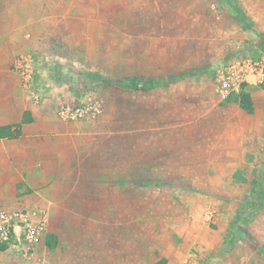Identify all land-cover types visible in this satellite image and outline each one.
Instances as JSON below:
<instances>
[{
	"label": "rangeland",
	"instance_id": "374dc122",
	"mask_svg": "<svg viewBox=\"0 0 264 264\" xmlns=\"http://www.w3.org/2000/svg\"><path fill=\"white\" fill-rule=\"evenodd\" d=\"M227 1L75 0L60 12L31 56L35 83L57 108L99 106L90 193L55 220V250L46 232L35 254L14 244L0 262L264 264V81L243 85L253 113L218 91L229 64L264 59V0ZM127 77L179 79L120 88Z\"/></svg>",
	"mask_w": 264,
	"mask_h": 264
},
{
	"label": "crops",
	"instance_id": "0c3cea01",
	"mask_svg": "<svg viewBox=\"0 0 264 264\" xmlns=\"http://www.w3.org/2000/svg\"><path fill=\"white\" fill-rule=\"evenodd\" d=\"M74 1L0 0V128L19 124L26 112L33 119L20 126L18 137L0 134V207L41 208L47 232L57 236L62 228L55 220L67 218L68 200L90 193L83 185L90 123L60 118L56 92L36 88L34 81L32 89L41 95L36 101L13 64L47 42L52 22L73 9Z\"/></svg>",
	"mask_w": 264,
	"mask_h": 264
},
{
	"label": "built area",
	"instance_id": "2783aa9c",
	"mask_svg": "<svg viewBox=\"0 0 264 264\" xmlns=\"http://www.w3.org/2000/svg\"><path fill=\"white\" fill-rule=\"evenodd\" d=\"M14 69L32 97L39 101L40 95L33 90L35 81V62L31 56H20L14 62ZM264 81V59L259 61L241 60L229 64L220 77L219 93L226 97L229 94L241 93L244 84H259ZM99 106L96 103L87 105L65 104L57 108L60 118L68 121L88 120L96 116ZM48 218L39 207L6 208L0 207V245L16 244L25 254H35L47 232Z\"/></svg>",
	"mask_w": 264,
	"mask_h": 264
},
{
	"label": "trees",
	"instance_id": "16d2710c",
	"mask_svg": "<svg viewBox=\"0 0 264 264\" xmlns=\"http://www.w3.org/2000/svg\"><path fill=\"white\" fill-rule=\"evenodd\" d=\"M227 1V0H226ZM228 3H230L229 1H227ZM232 7V10L234 8V11L237 13V15L239 17H242V14L236 10V8L229 4ZM243 22L245 23L247 20L246 18L242 17ZM177 77L175 78H158V79H154V78H141V77H127L121 80L116 81L117 84H119L120 88H126V89H137V88H142V89H150L159 85H162L164 83H171L174 81H177ZM236 102L247 112L249 113H253L254 111V102H253V98L252 95L249 91L247 90H242L241 93L237 94L235 96ZM30 112H26L22 121L17 124V125H8L5 127H1L0 128V134L2 137H8V138H14V137H18L20 135V126L23 123H28L33 121V119L30 117L29 115ZM13 126H15V129L13 128ZM14 129V130H13ZM257 182H255L256 185ZM255 185L254 188L255 189ZM246 204H248V202H244L243 206H245ZM255 204V203H253ZM237 220L234 222V225L237 223ZM58 236L54 235V234H48L47 236V241H46V245L48 248H50L51 250H55L58 246ZM8 248V245L6 244H2L0 245V250H6ZM259 250L262 251V253H264V246H259Z\"/></svg>",
	"mask_w": 264,
	"mask_h": 264
}]
</instances>
